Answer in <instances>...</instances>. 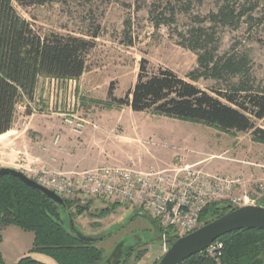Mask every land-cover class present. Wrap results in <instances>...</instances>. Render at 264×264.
Here are the masks:
<instances>
[{
	"label": "rangeland",
	"instance_id": "rangeland-1",
	"mask_svg": "<svg viewBox=\"0 0 264 264\" xmlns=\"http://www.w3.org/2000/svg\"><path fill=\"white\" fill-rule=\"evenodd\" d=\"M229 1L237 11L255 5L252 17L246 13L225 24L215 20L225 0H53L28 6L13 0L17 13L41 34L94 38L97 32L98 37L81 77H41L33 99H19L12 129L0 136V169H17L33 157L60 158L52 162L65 170L107 162L145 168L199 164L210 173L237 179L235 194L244 197L242 206L264 207V143L256 141L252 131L229 132L152 111H134L109 95L113 89L116 97L126 96L136 83L142 58L155 68H170L189 79V72L204 70L199 56L213 50L221 63L229 58L246 60V72L224 71L219 78L202 77L195 84L215 96L217 89L242 81L262 90L264 0ZM77 122L83 124L80 132L72 129ZM69 202L72 205L61 211L64 224L104 251L100 264H159L166 253L162 232L147 213L99 197H73ZM218 202L221 208L236 207L231 200ZM0 234L6 264H17L29 254L57 264L43 253L30 251L33 232L10 224L1 225ZM176 236L172 233L170 240L176 241Z\"/></svg>",
	"mask_w": 264,
	"mask_h": 264
},
{
	"label": "trees",
	"instance_id": "trees-1",
	"mask_svg": "<svg viewBox=\"0 0 264 264\" xmlns=\"http://www.w3.org/2000/svg\"><path fill=\"white\" fill-rule=\"evenodd\" d=\"M17 1L28 6L53 0ZM254 9L255 5L237 11L229 0H225L214 19L225 24L246 13L252 17ZM173 17L174 12L171 19ZM92 37H98L97 32ZM94 38L58 32L41 34L17 13L13 0H0V135L12 129L19 99L22 96L33 99L41 77L77 79L82 76L88 67V54L96 46ZM129 43L132 45V40ZM192 49L197 50V47ZM199 61L204 70L191 71L186 79L170 68H155L148 59L142 58L134 87L123 98L116 97L110 89V98L119 104L130 105L138 112L152 111L229 132L252 131L253 138L264 143V88L256 90L242 81L226 89H217L215 96L194 83L202 77L219 78L224 71L243 75L246 60L235 62L229 58L221 63L213 50L210 54L200 55ZM65 201L67 206L72 205L69 198ZM227 207L231 211L237 208L230 205L221 208L218 201L208 204L200 223L222 216L225 213L222 209ZM62 209L68 208L20 178L12 174L0 176V226L12 224L33 232L30 251L43 253L57 264H100L104 251L94 241L85 240L68 229L62 219ZM153 222L163 232L158 220L153 218ZM179 237L176 236V240ZM1 239L0 234V242ZM214 242L223 244L220 251L211 255L205 248L181 264H264L263 228L235 230ZM0 264H6L1 248ZM17 264L47 263L29 254Z\"/></svg>",
	"mask_w": 264,
	"mask_h": 264
},
{
	"label": "built area",
	"instance_id": "built-area-1",
	"mask_svg": "<svg viewBox=\"0 0 264 264\" xmlns=\"http://www.w3.org/2000/svg\"><path fill=\"white\" fill-rule=\"evenodd\" d=\"M73 121L66 118L70 124ZM72 129L80 132L83 124L77 122ZM59 138L57 135L55 143ZM17 169L64 199L99 197L144 211L162 227L166 251L172 233L181 237L201 226L200 217L208 204L226 199L241 207L244 201L235 194L237 179L210 173L199 164L145 168L107 162L93 168L65 170L33 157L20 162ZM222 247V243L214 242L207 250L214 255Z\"/></svg>",
	"mask_w": 264,
	"mask_h": 264
},
{
	"label": "water",
	"instance_id": "water-1",
	"mask_svg": "<svg viewBox=\"0 0 264 264\" xmlns=\"http://www.w3.org/2000/svg\"><path fill=\"white\" fill-rule=\"evenodd\" d=\"M12 174L20 178L27 185L36 188L46 194L49 198L62 206H66L65 199L49 188L37 183L35 180L18 169L4 167L0 169V176ZM139 214H146L139 211ZM263 228L264 229V207L241 206L204 225L195 231L179 237L176 241L168 240L169 247L163 255L159 264H181L193 254L201 252L211 245L219 237L235 230ZM85 240L91 238L81 235Z\"/></svg>",
	"mask_w": 264,
	"mask_h": 264
},
{
	"label": "crops",
	"instance_id": "crops-1",
	"mask_svg": "<svg viewBox=\"0 0 264 264\" xmlns=\"http://www.w3.org/2000/svg\"><path fill=\"white\" fill-rule=\"evenodd\" d=\"M58 154H59V153H58ZM59 159H60V158H56V157H55V158H52V161H56V162H57ZM52 161H49V162H51V163L54 164L55 162H52ZM54 165H56V164H54ZM57 166H58V165H57ZM58 167H60V166H58ZM150 264H152V263H150Z\"/></svg>",
	"mask_w": 264,
	"mask_h": 264
},
{
	"label": "bare ground",
	"instance_id": "bare-ground-1",
	"mask_svg": "<svg viewBox=\"0 0 264 264\" xmlns=\"http://www.w3.org/2000/svg\"><path fill=\"white\" fill-rule=\"evenodd\" d=\"M6 133H8V132H6ZM6 133H4V134H6ZM4 134H2V135H4ZM1 136V135H0Z\"/></svg>",
	"mask_w": 264,
	"mask_h": 264
}]
</instances>
